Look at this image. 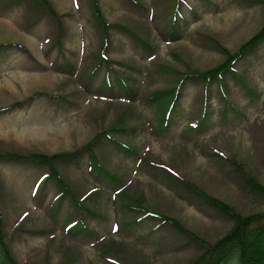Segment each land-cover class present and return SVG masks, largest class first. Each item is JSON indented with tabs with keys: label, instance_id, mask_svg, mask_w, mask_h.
<instances>
[{
	"label": "rangeland",
	"instance_id": "obj_1",
	"mask_svg": "<svg viewBox=\"0 0 264 264\" xmlns=\"http://www.w3.org/2000/svg\"><path fill=\"white\" fill-rule=\"evenodd\" d=\"M262 1L0 0V225L15 264H187L198 244L155 213L207 242L232 221L182 181L264 209L233 164L264 186V40L223 87L200 75L261 28ZM172 87L157 131L146 96ZM33 154L54 157L80 207Z\"/></svg>",
	"mask_w": 264,
	"mask_h": 264
},
{
	"label": "trees",
	"instance_id": "obj_2",
	"mask_svg": "<svg viewBox=\"0 0 264 264\" xmlns=\"http://www.w3.org/2000/svg\"><path fill=\"white\" fill-rule=\"evenodd\" d=\"M262 2L264 3V0ZM95 18L99 25H104L100 11L97 8H95ZM262 40H264V18L261 28L248 41L240 46L234 54H228L223 63L208 72L201 73L200 75L205 82L209 81L210 78H216L219 81V85L223 87V83L220 81V75L225 71L234 74L232 65L235 60ZM242 82L244 84L243 80ZM246 88L251 92L247 86ZM146 99L156 112V130L163 131L168 129L169 118L175 113L176 106L180 99L178 87L152 91L146 96ZM204 113L199 124L205 119L206 115ZM8 156L22 157L18 155L16 156L15 154H8ZM25 158L33 160L32 162L46 164L50 174L55 177L58 184L62 186V194H69L72 197L73 204H75L76 207H80V203L73 198L71 192H69L68 188L62 183L60 178H58V175L52 166V160L54 157L33 154ZM89 162L90 166H93L96 172H101V167L95 162L93 157L89 159ZM233 164L238 172L246 179L245 181L249 190L264 196V186L260 184L256 178L247 175L239 164L235 162ZM102 174L104 177L109 176L106 171H103ZM111 179L115 180L113 177ZM182 182L188 190L193 192L211 207L225 214L232 221L231 227L221 237L213 242H207L186 231L176 220L160 213H155V215L160 217L163 222L171 224L179 232L186 235L189 240L198 244V253L187 264H264V209L256 210L248 214H242L237 211L235 207L205 193L193 184L188 183L187 181ZM130 208L133 210H144L139 204L131 205ZM78 226L79 224L76 223L71 227L76 229ZM0 264H15L8 254L3 238L1 237V225Z\"/></svg>",
	"mask_w": 264,
	"mask_h": 264
}]
</instances>
